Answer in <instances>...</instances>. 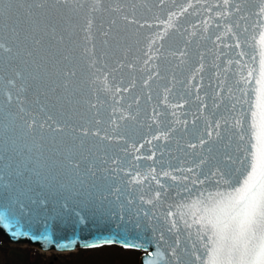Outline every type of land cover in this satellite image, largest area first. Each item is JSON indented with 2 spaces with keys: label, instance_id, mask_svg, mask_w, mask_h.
Returning a JSON list of instances; mask_svg holds the SVG:
<instances>
[{
  "label": "water",
  "instance_id": "water-1",
  "mask_svg": "<svg viewBox=\"0 0 264 264\" xmlns=\"http://www.w3.org/2000/svg\"><path fill=\"white\" fill-rule=\"evenodd\" d=\"M259 6L260 0H230L227 8L224 0H4L0 212L18 215L35 234L50 227L57 242L113 232L154 239L140 248L147 252L140 264L149 255L154 264H201L206 238L199 224L185 223L199 215L193 202L200 192L238 187L247 162L230 127L223 139L211 138V151L188 145H199L210 124L230 125L241 115L239 106L231 109L243 64L258 58ZM241 51L246 56L237 64ZM165 133L167 140L153 139ZM0 235L44 249L29 238L13 240L2 226Z\"/></svg>",
  "mask_w": 264,
  "mask_h": 264
},
{
  "label": "snow or ice",
  "instance_id": "snow-or-ice-1",
  "mask_svg": "<svg viewBox=\"0 0 264 264\" xmlns=\"http://www.w3.org/2000/svg\"><path fill=\"white\" fill-rule=\"evenodd\" d=\"M162 2L163 0H161ZM97 3L99 4L100 0H97ZM3 4L4 0H0V9H2ZM224 5L226 8L229 7L230 0H224ZM188 7H192L191 3ZM239 10L237 5L236 11ZM183 11H187V8ZM228 14L225 12L223 15L227 16ZM173 15L176 14L173 13ZM256 16L258 17L256 27L261 29L258 41V58L254 54L251 57V64H243L246 71L240 73L237 81L240 97L231 109V111H235L239 106L241 115L234 116L230 125L227 120L223 124L219 121L210 124L211 130L205 133L206 138H200L199 145L196 143L188 145L192 149L198 146L203 148L208 145V150L211 151L210 145L213 143L211 138L215 136L217 141L223 139V129L230 127L244 153L243 159L247 162L243 182L238 187H234L231 191L210 192L207 197L204 196L203 192H200L199 199L193 202V206H198L200 209L199 215L193 217L191 223L188 221L185 223L188 227L199 224L198 233H203L206 238L207 258L201 261V264H264V0H260ZM126 20L129 24L136 23L134 19L126 17ZM90 26L91 21H89ZM144 26L140 25V27ZM168 27H171V18ZM228 30L231 32V26H228ZM154 43V40H149V50ZM234 47L236 49L241 48L238 39H236ZM245 56L246 53L241 51L239 53L240 59L236 63L240 64ZM149 59L152 57L149 56ZM149 79L152 77L150 76ZM145 86H148L147 80ZM167 100L168 97L165 96V105ZM9 101H11V97H9ZM201 106L207 107L203 103ZM176 107H183V105L177 104ZM153 113V121L155 122L160 113L155 109ZM87 134V132L84 133V135ZM94 134L99 135V133ZM168 135L169 133H165L162 137L154 136L153 139L167 140ZM152 158L149 157V159ZM113 162L115 163V161ZM205 162L201 160V164ZM152 171L154 172L155 169ZM188 171L193 172L194 169L189 168ZM163 175L167 176L168 173L165 172ZM223 175L226 180L230 179L226 174ZM133 179L135 183L141 182L138 178ZM172 179L175 180L176 177L173 176ZM193 183L203 184L204 181L198 180ZM184 191L192 194L190 188L185 187ZM155 195L159 199L161 193L157 192ZM4 196V190L0 189V199H3ZM169 215L172 216L174 213L169 212ZM0 226L9 233L13 240L29 238L32 241H39L46 250L52 245H55L58 250H72L78 242L85 249L113 244H120L126 249H140L143 247V243L155 242L154 239L145 238L143 235L130 237L127 233L116 232L87 241H81L77 237L64 242H57L53 239V232L50 227H46L39 234H35L32 229L25 228L18 215L11 214L7 210L0 212ZM172 226L175 227V223ZM135 228L139 229L140 225L136 224ZM136 239H140L142 243H135ZM156 243L158 246V242ZM154 255L160 256L161 254L157 251ZM195 260L200 261L201 257L196 256ZM143 264H154L153 256L145 257Z\"/></svg>",
  "mask_w": 264,
  "mask_h": 264
},
{
  "label": "rangeland",
  "instance_id": "rangeland-1",
  "mask_svg": "<svg viewBox=\"0 0 264 264\" xmlns=\"http://www.w3.org/2000/svg\"><path fill=\"white\" fill-rule=\"evenodd\" d=\"M1 249L0 264H7L11 258L15 259V264H20L22 252L16 248ZM139 255L136 250L106 245L96 249H80L73 257L75 264H139Z\"/></svg>",
  "mask_w": 264,
  "mask_h": 264
},
{
  "label": "flooded vegetation",
  "instance_id": "flooded-vegetation-1",
  "mask_svg": "<svg viewBox=\"0 0 264 264\" xmlns=\"http://www.w3.org/2000/svg\"><path fill=\"white\" fill-rule=\"evenodd\" d=\"M2 242V241H1ZM3 243V242H2ZM0 243L1 250L4 248H15L10 245ZM23 256L20 258V264H75L73 253H43L30 248L16 247ZM25 249V250H23ZM11 253V252H10ZM8 261V260H7ZM15 264V259L11 258L7 264Z\"/></svg>",
  "mask_w": 264,
  "mask_h": 264
}]
</instances>
